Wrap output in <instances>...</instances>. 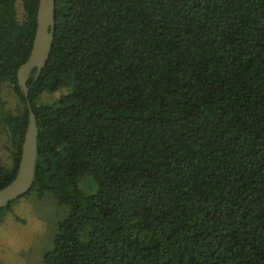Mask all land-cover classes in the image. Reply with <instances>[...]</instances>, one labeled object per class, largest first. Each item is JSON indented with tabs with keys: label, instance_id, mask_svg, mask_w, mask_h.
Returning a JSON list of instances; mask_svg holds the SVG:
<instances>
[{
	"label": "trees",
	"instance_id": "trees-1",
	"mask_svg": "<svg viewBox=\"0 0 264 264\" xmlns=\"http://www.w3.org/2000/svg\"><path fill=\"white\" fill-rule=\"evenodd\" d=\"M37 7L0 0V188L29 102L34 181L17 199L68 207L43 264H264V0H55L26 98Z\"/></svg>",
	"mask_w": 264,
	"mask_h": 264
},
{
	"label": "rangeland",
	"instance_id": "rangeland-1",
	"mask_svg": "<svg viewBox=\"0 0 264 264\" xmlns=\"http://www.w3.org/2000/svg\"><path fill=\"white\" fill-rule=\"evenodd\" d=\"M2 97L6 109L14 107L16 96L7 85ZM59 93H55L57 96ZM5 135L0 130V162L5 163L7 149ZM85 182L84 186H88ZM85 191L89 189L82 187ZM68 215V207L59 205L51 194L31 193L17 199L12 211H7L0 222V264H43V256L53 248L56 224Z\"/></svg>",
	"mask_w": 264,
	"mask_h": 264
},
{
	"label": "water",
	"instance_id": "water-1",
	"mask_svg": "<svg viewBox=\"0 0 264 264\" xmlns=\"http://www.w3.org/2000/svg\"><path fill=\"white\" fill-rule=\"evenodd\" d=\"M55 0H38L36 28L30 53L17 69V84L20 91L28 98L27 80L32 72L36 79L45 66L55 30ZM28 104V122L21 145V155L14 178L0 188V208L27 193L34 181V170L37 155V125L35 114Z\"/></svg>",
	"mask_w": 264,
	"mask_h": 264
}]
</instances>
